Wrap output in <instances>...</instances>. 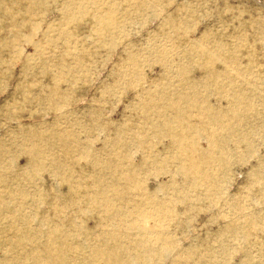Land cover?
I'll list each match as a JSON object with an SVG mask.
<instances>
[{
  "label": "bare ground",
  "instance_id": "obj_1",
  "mask_svg": "<svg viewBox=\"0 0 264 264\" xmlns=\"http://www.w3.org/2000/svg\"><path fill=\"white\" fill-rule=\"evenodd\" d=\"M102 2L63 0L59 9L61 22L78 21L90 12L91 4L98 8ZM49 5L48 0H0V82L11 77L3 51L19 54L16 47L23 40L22 29L29 28L33 36L41 37L25 41L35 51L23 57V75L11 98L3 104L5 113L26 111L32 117L55 113L52 122L37 121L35 128L15 121L17 128L10 135L22 141L15 145L16 154L28 160L25 169L12 174L6 167V144L0 140V264H218V250L231 249L225 242L227 237L247 240L256 229L262 234L264 197L252 199L259 202V209L250 208L248 196L238 193L225 198L220 188L231 161L244 162L254 156L253 130L245 128L241 136L232 135L238 128L236 120L246 110L241 108L245 93H233L228 105L219 109L199 105L202 97L190 85L186 92L171 95L162 93L160 84L133 85L129 76L138 64V56L126 52L110 72L111 78L117 75L118 79L100 89V102L108 99L115 88L134 90L131 105L126 108L132 117L120 124L103 120L100 104L94 107V103L86 115L87 122L76 121L69 106L79 100L75 95L85 81L94 53L83 51L79 44L74 46V34L64 27L58 34H53L51 23L40 30L42 21L39 24L32 20V12L39 8L43 13L50 10ZM94 17L99 32L113 26L110 14ZM126 32L120 29L110 33L114 38ZM104 44L111 46L114 42ZM213 47L211 51L199 45L195 51V57L200 58L196 61H201L200 66L206 67L210 75L206 84L224 75L210 66L218 55L225 57L223 44L215 42ZM170 62L161 60L162 78L168 74L180 78L183 67L174 64L171 70ZM25 80L33 83L25 84ZM43 102L46 108L36 109ZM19 118L16 115L13 119ZM109 125L113 126L111 135L105 133L101 147L96 148L97 139L89 142L85 131ZM150 137L166 139L163 153L148 150ZM200 140H205V145ZM228 140H235V145L221 147L222 141ZM129 145L143 148L137 151L141 154L138 159L129 160L122 154ZM73 156H77L76 183L71 182L73 168L66 167V161ZM49 168L62 177L67 171L68 175L61 179L67 186L64 191L42 188L41 176L50 172ZM251 171L245 189L264 193V160L258 158L256 170ZM160 175H166L165 184H159L154 191L146 187L142 194L135 193L140 189V176L157 179ZM27 183L31 187H26ZM200 186L204 189H197ZM203 203L209 206L202 208ZM89 209L96 213H88ZM202 209L220 219L219 248L213 245L201 250L204 246L194 244V236L184 245L179 243L180 225ZM255 243L254 254L253 247L239 248L244 264L263 258L264 238L257 237ZM255 255L258 259L253 261ZM262 261L260 264H264Z\"/></svg>",
  "mask_w": 264,
  "mask_h": 264
},
{
  "label": "rangeland",
  "instance_id": "obj_2",
  "mask_svg": "<svg viewBox=\"0 0 264 264\" xmlns=\"http://www.w3.org/2000/svg\"><path fill=\"white\" fill-rule=\"evenodd\" d=\"M62 1L48 0L50 10L41 13V10L37 8L32 12L31 19L39 24L42 21L40 30H45L46 26L51 23L53 34H58L64 27L74 34V46L79 44L83 51L94 53L93 62L85 81L80 84L75 95L79 100L69 106L74 115L73 119L87 122L86 115L94 103H96L93 105L94 107H98L100 104L103 120L108 119L114 124H120L128 116L132 117V112L127 111L126 108L131 105L135 94L134 90L115 88L111 91L108 99L100 102V97H102L100 89L111 85L113 80L118 79L117 75L111 78L110 72L126 52L129 53V56L133 53H137L138 56V64L132 70V75L129 76V83L133 85L144 82L150 86L160 84L163 85L162 93L170 95L171 93L186 92L187 86L190 85L192 88H196L202 97L200 98L202 104L196 101L197 104H206L219 109H224L228 105L233 93H245L246 99L242 101L241 108L246 110L240 119L236 120L235 124L238 128L232 135L241 136L245 128L253 130L251 136L254 156L247 157L244 162L231 161L229 171L224 176L220 188L221 194L225 198L240 193L242 197L250 198L247 207L259 209V202H252V199L259 196L264 197V193L247 190L248 188L245 189V187L249 173L253 168L256 170L258 158L264 160V0H104L98 8L91 4L90 12L83 18L80 17V20L65 21L63 19L64 24L61 22L59 10ZM109 7L113 9V12L108 13ZM71 12L75 13V11ZM104 13L110 14L113 26L106 28L105 32H99L94 25L96 21L94 16ZM120 29L126 30V34L113 35L114 38H112L110 32ZM102 34L104 35L101 36ZM21 35L23 40L18 41L20 47L16 48L20 52L17 56L7 50L3 51V56L9 64L11 77L0 82V90H2L0 91V140H4L6 144V167L12 171V174L16 170L25 169L28 166L27 158L16 154V145L22 143L21 139L10 135L17 128L15 121L21 125L35 128V122H52L55 115L51 111L47 112V115L37 117L29 116L26 111L19 114L5 113L6 106L3 107V104L9 97L11 98L17 80L23 75V57L35 51L30 43H25V41L30 38L38 41L41 38L39 35L33 36L29 28H23ZM108 40H112L114 45H105L104 42H108ZM215 42L223 44L222 49L225 50L223 51L225 57L218 55L210 66L223 72L224 75L217 81L206 84L210 75L207 74L206 67L200 66L201 61H196L200 58L195 57V51L199 45L214 51ZM242 43L244 45L240 46ZM226 50L230 52V56ZM162 59L173 63L169 65L171 70L175 69V65L183 67L180 78L169 77V74L164 79L162 78L163 65L160 63ZM55 60L60 63L59 60ZM5 68H8V65H5ZM24 83L32 84L33 82L25 80ZM169 84L172 85L171 88H169ZM61 86L66 89L65 84ZM37 108L38 110L45 109L46 104L43 102ZM191 110H195V108ZM16 115L21 118L13 119ZM232 120L234 122L235 119ZM112 129L111 125L103 128L97 126L85 131V135L88 136L89 142L97 139L95 145L96 148H99L102 145L103 135L106 133L110 136ZM165 142V138L159 140L156 137H150L148 150L163 153L165 151L163 143ZM199 142L205 145V140ZM222 142L224 143L221 147L227 149L233 147L236 141ZM141 149L143 148L137 145H129L127 149H123L122 154L129 157V160L138 159L141 154L137 151ZM76 158L77 156H73L66 161L67 169L73 168L71 170L74 177L71 179L72 183H76V173L74 172V166L77 164ZM49 171L44 172L41 176L42 188L49 191L54 189L64 191L67 186L61 183V179L68 175L67 171L63 177L58 176L51 168ZM166 179V175H160L157 179L153 176L148 178L140 176V189L135 193L142 194L146 187L148 190L154 191L159 184H165ZM13 180L17 181L18 179L15 177ZM26 187H31V184L27 183ZM197 189L203 190L204 187L200 186ZM158 194L161 195V193ZM243 204L245 203L243 202ZM203 206L202 208H205L209 205L203 203ZM87 212L96 213L94 209H89ZM211 212L208 209H202L199 214L194 213L193 218H187L186 223L180 225V230L177 233L181 245L186 244L190 236H194V244L199 247L204 246L201 250L211 249L213 245L217 248L220 247L222 238L219 235L222 232L219 228L220 224H217L220 219ZM88 224L92 226L90 221ZM257 237L264 238V232L261 234L256 229L254 234L249 233L247 240H242L238 236L227 237L225 242L231 249L225 252L218 250V254L216 253L218 264H244L245 257L239 248L241 246L253 247L251 253L254 254ZM257 259L256 255L252 257L253 261ZM260 260H263L262 263H264V256L263 258L259 257V260L254 264H260Z\"/></svg>",
  "mask_w": 264,
  "mask_h": 264
}]
</instances>
